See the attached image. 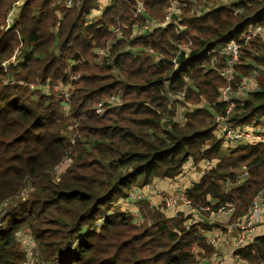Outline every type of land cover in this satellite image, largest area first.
<instances>
[{"label":"trees","instance_id":"trees-1","mask_svg":"<svg viewBox=\"0 0 264 264\" xmlns=\"http://www.w3.org/2000/svg\"><path fill=\"white\" fill-rule=\"evenodd\" d=\"M98 1L80 0L69 8L63 0H24L6 31L16 0H0V264L28 262L16 240L23 230L36 243L37 264H194V246L203 258L212 256L204 235L214 228L199 224L186 230L182 215L168 217L145 202L140 205L144 224L135 227L115 212V201L153 181L176 178L190 159L218 161L187 197L212 213L234 202L229 222L247 213L264 187V145L221 151L212 118L225 115L217 102L225 86L217 73L223 60L208 67L207 56L228 40L244 44L241 35L251 25L264 26V0H229L233 8H211L202 15L191 0H113L101 20L91 22ZM171 2L181 5L174 19L185 28L182 34L174 24L134 34L145 18L161 22ZM137 3H143L144 15L134 13ZM189 42L188 52L179 51ZM106 48L100 64L96 51ZM147 49L160 60L134 54ZM15 51L17 64L4 71L2 62ZM172 59L179 63L177 72ZM258 68H264L259 38L243 47L233 85ZM47 81L49 95L34 89ZM69 84L67 116L53 89ZM258 84L261 91L237 102L230 127L264 119V75ZM111 96L121 104L97 115L94 106ZM180 104L187 110L183 124L166 122ZM242 166L248 177L224 194L220 181L234 183ZM26 186L32 192L21 200ZM237 255L246 264L264 262V236Z\"/></svg>","mask_w":264,"mask_h":264},{"label":"built area","instance_id":"built-area-1","mask_svg":"<svg viewBox=\"0 0 264 264\" xmlns=\"http://www.w3.org/2000/svg\"><path fill=\"white\" fill-rule=\"evenodd\" d=\"M24 0H16L13 4L11 11L7 15L5 30L7 31L11 28L17 13L20 10ZM67 7L71 8L75 4H79L80 0L74 2V0H63ZM109 3L107 7L113 0H108ZM243 0H236L234 3H239ZM231 2V1H230ZM232 3V2H231ZM227 4L225 7L233 8V4ZM141 3H137L136 15H144L142 12ZM143 4V3H142ZM171 2L167 10V13H171V17L166 16L165 21L161 22L150 21L144 19V26L141 30H138V35L146 34L147 32L153 31L156 28H166L170 24H174L176 30L179 34H182L185 30L180 25V20L175 21V16L181 12V5L178 3ZM106 7V8H107ZM141 7V9H140ZM98 9V4L96 8L91 11L88 20L91 22H96L101 20L102 13L106 10ZM166 13V14H167ZM174 13V14H173ZM172 20V21H171ZM120 34L119 31H115ZM261 39L264 42V26L251 25L247 30L241 35V39L244 44L228 40L218 45L212 49L207 56L211 58L208 67H215L217 64L223 65L217 69V73L220 78L225 81V86L219 90V97L217 102L225 106V115L217 114L212 118V124L215 129V135L222 139L223 145L221 147L222 153L233 149L237 146H258L264 145V125L259 129L251 133V131L244 130L243 128L232 129L229 126V119L234 113L237 102L240 98H246L253 93L261 91L258 81L261 76L264 75V68H258L252 70L248 75L241 78V81L237 85H233L235 78L239 76L236 66L240 63V57L242 55L243 47L247 46L250 41L255 39ZM191 43L183 44L179 47V51L186 53L189 51ZM108 53V48L104 51H96L99 57V63L101 64L102 59ZM135 56L151 55L157 62L160 58L151 50L147 49L144 52L134 50ZM18 60L17 52L15 51L12 57L8 61H4L1 67L4 71H7L10 65H16ZM173 71L177 72L179 68V63L176 59H172ZM187 83L189 81L185 80ZM33 87V86H31ZM188 85L185 86V89ZM34 89H40L45 95H49L50 84L49 81L41 87H34ZM61 101V108L68 116L69 114V99L71 96L72 87L67 85L65 87L56 86L53 89ZM167 91V90H166ZM171 99V96L168 95ZM180 99H183L184 94L178 93ZM121 98L118 96H111L109 99L99 102L94 106V111L97 115H103L107 109L113 106L121 104ZM109 106V107H107ZM183 115V114H182ZM181 115L180 109H177L174 116L168 117L166 122H177L183 124V116ZM251 133V134H250ZM224 151V152H223ZM218 163L216 159H211L207 162H201L195 164L191 159L183 164L181 167L180 174L172 179H167V189H162L159 185L160 181H153L149 184L144 185L142 188H136L131 191L125 198H121L119 203V211L121 214L126 215L131 220V223L135 227H141L144 224V219L141 216L140 205L145 202L149 209L153 211H158L161 214H165L168 217L182 215L185 219L184 227L186 230L196 227L199 224H207L209 227L214 228L215 233H205L204 242L210 250H214L212 256L203 258L204 252L192 247V254L195 258L194 264H246L239 259L237 253L249 245H252L254 240L259 237L258 229L261 225H264V187L260 189L255 196L252 198L251 203L248 208V212L242 215L235 221L229 222V219L234 214L235 204L234 202H225L219 205L215 213H212L211 207H198L192 203V201L187 197V192L194 185L198 184L202 178L207 176ZM236 181L234 183L226 181L222 183L224 194L230 195V191L233 187L239 183V186L243 183L246 175L235 173ZM242 182V183H241ZM226 187H231V189H226ZM153 199L156 201L154 202ZM158 201V202H157ZM205 214H209L210 217L205 218ZM225 218L226 222H217L216 219ZM100 222V221H99ZM17 242L21 249L25 251L28 258L26 264H34L35 256L34 251L36 248V243L28 230L20 231L16 237ZM199 253V254H198ZM42 264H45L42 262ZM264 264V262L260 263Z\"/></svg>","mask_w":264,"mask_h":264},{"label":"rangeland","instance_id":"rangeland-1","mask_svg":"<svg viewBox=\"0 0 264 264\" xmlns=\"http://www.w3.org/2000/svg\"><path fill=\"white\" fill-rule=\"evenodd\" d=\"M192 1V3H193V7H192V9L194 8V11L198 14V15H202V14H204L205 12H208L211 8H217V7H220V6H225V5H227V4H229V3H231L229 0H213V1H208V0H191ZM74 2H77V0H74ZM108 3H109V1L108 0H99L98 1V9H100V10H104L106 7H107V5H108ZM176 4V3H175ZM175 4H173V5H175ZM231 4H233V3H231ZM141 5V7H142V12H144L145 11V7L143 6V4L141 3L140 4ZM141 7H140V9H141ZM168 10V9H167ZM167 10L164 12V14H163V22L165 21V18H166V16H169V17H171V13H167ZM182 12V11H181ZM181 12H177V13H179L178 15H176L175 17H179L180 16V14H181ZM167 13V14H166ZM174 14V13H173ZM176 18V19H177ZM172 21V20H171ZM163 22H161V24L163 23ZM183 27V26H182ZM184 28V27H183ZM141 32L143 31V30H140ZM134 34L135 35H137L138 34V32L136 31V32H134ZM143 56H149V57H151L152 58V56L149 54V55H143ZM153 59V58H152ZM155 61V60H154ZM240 99H243L242 97L240 98ZM178 109H180V112H181V115L185 112V111H187L186 110V108L184 107V105H182V104H180L179 105V107H178ZM264 125V119H261L260 121H259V123L258 124H250V125H245L244 127L243 126H240L241 128L243 127V129L244 130H242V131H246V130H249V131H251V133H253L254 131H256L257 129H259L261 126H263ZM232 129H237V128H232ZM250 133V134H251ZM224 152V151H223ZM227 154V153H226ZM226 154H224V155H226ZM237 172L241 175V174H244V175H246V178L248 177V173H249V171H248V168L246 167V166H242L240 169H237ZM56 177H54V178H58V175L56 174L55 175ZM162 182V184H161V187H163V185H164V183L166 182V181H161ZM224 182V181H223ZM222 181H220V186H221V190H222V192L223 191H225L224 189H223V186H222V183H223ZM229 182H231V181H229ZM242 183V182H241ZM27 186H29V185H27ZM26 186V188L21 192V194L19 195V199H21V200H24L26 197H27V195L29 194V193H31L32 192V190L31 189H29L28 187ZM239 186V183L236 185V187H233L232 189H231V187H226V189H231V191H230V194L237 188ZM120 201H121V198H119V199H117L116 201H115V212H117V213H120L121 214V212L119 211V203H120ZM127 217V216H126ZM219 220H226L225 218H219V219H216V221L217 222H220ZM226 222V221H225ZM102 224V222L100 221L99 223H97V225H101ZM211 233H215V231H211L210 232V234ZM258 235L259 236H264V225H261L260 226V228L258 229ZM194 247H196V248H199L198 246H194ZM207 247V246H206ZM212 251H214V250H212ZM214 253H215V251H214ZM199 254V253H198ZM35 264H37V260L35 261ZM42 264V263H41Z\"/></svg>","mask_w":264,"mask_h":264},{"label":"crops","instance_id":"crops-1","mask_svg":"<svg viewBox=\"0 0 264 264\" xmlns=\"http://www.w3.org/2000/svg\"><path fill=\"white\" fill-rule=\"evenodd\" d=\"M161 181H166L165 183H164V185H163V187H161V184H162V182ZM160 182H159V185H160V187L162 188V189H167V180L165 179V180H161ZM153 201L155 202L156 200L155 199H153ZM158 202V201H157ZM221 223H223V222H225L226 220H219ZM201 250V249H200ZM203 252V250H201V253Z\"/></svg>","mask_w":264,"mask_h":264}]
</instances>
